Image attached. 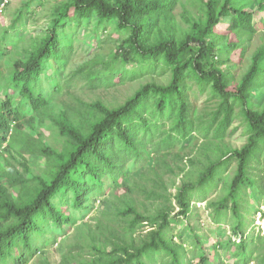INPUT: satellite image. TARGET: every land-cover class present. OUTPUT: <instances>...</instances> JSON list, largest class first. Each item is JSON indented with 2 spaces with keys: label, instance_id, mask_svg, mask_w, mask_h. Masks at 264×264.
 <instances>
[{
  "label": "trees",
  "instance_id": "1",
  "mask_svg": "<svg viewBox=\"0 0 264 264\" xmlns=\"http://www.w3.org/2000/svg\"><path fill=\"white\" fill-rule=\"evenodd\" d=\"M46 1L28 0L10 27L0 31V264H31L38 256L41 264H213L199 236H190L187 248L183 234H193L188 220L194 199L217 188L234 163L225 195L211 205L217 214L231 212L232 232L244 233L240 194L255 185L251 164L264 148V102L256 108L251 101L264 88V45L235 85L221 67L229 58L221 55L264 29V21L254 24L248 11L252 0H187L199 14L184 10L185 28L174 14L183 0H55L45 30L24 46L15 32L26 26L18 24L35 13L34 5L43 7ZM4 3L0 0V13ZM259 9L264 11V0ZM225 21L226 31H220ZM89 25L87 47L100 43L99 32L109 29L118 35L115 47L108 56L69 69V31ZM228 35L236 42L221 49ZM3 67H8L5 76ZM157 69L169 74L166 85L146 83L114 108L81 102L72 92L123 85ZM188 80L202 93L209 89L217 103L199 124L186 93ZM64 96L77 106L58 102ZM237 108L246 125V143L208 161L194 182L184 181L169 193L163 178L174 170L166 159L180 160L172 152L192 134L222 140ZM44 130L63 142L61 149L45 142ZM29 156L42 158L45 176L32 172ZM107 192L114 197L105 201L110 223L98 222L96 230L81 224L87 229L75 236L77 242L66 246L59 262L52 261L46 248L78 227L81 213ZM134 195L160 202L155 213L139 212ZM174 207L178 212L172 214ZM144 226L145 233L139 234ZM249 245L229 239L217 248H233V264H251L254 246Z\"/></svg>",
  "mask_w": 264,
  "mask_h": 264
},
{
  "label": "rangeland",
  "instance_id": "2",
  "mask_svg": "<svg viewBox=\"0 0 264 264\" xmlns=\"http://www.w3.org/2000/svg\"><path fill=\"white\" fill-rule=\"evenodd\" d=\"M27 1L28 0H4L5 7L2 6V12L0 13V31L10 27L16 12L25 5ZM53 3H55V0H47L43 7H38L37 4L34 5L32 8L36 9L35 13L28 15L27 19H25V17L21 23L18 24L21 25L24 22L26 31L22 29H19L17 32L9 30V33L15 32V37L23 39L22 44L27 46L32 37L40 35L45 30L48 9ZM182 3L183 5H178L176 7L174 14L178 25L185 28L186 26L181 18V13L187 10L192 16H197L199 11L196 6L192 5L191 2L187 0H183ZM252 3L248 11L253 16V23L260 24L264 21V11L259 9V0H252ZM226 27L227 22L225 21L218 29L220 31H226ZM91 29L92 26L89 25L88 27H80L78 29L73 27L72 30L69 31L72 39V52L68 63L69 69H74L76 66L95 57L102 58L108 56L114 49V40H116L118 35L111 29L108 31L110 35L107 34L108 32H99L102 41L94 46L91 45L87 47L84 44V40ZM230 41L236 42V38L232 35H228L227 41L221 43L220 48L225 50L227 42ZM263 45L264 29H260L251 40L238 42L235 49L230 50L228 54L224 53L221 55L222 59L229 58L221 67L227 74L232 85L240 81L249 67L250 58ZM7 68L8 67H3V76H5ZM53 71L54 67L52 66V70L45 76L49 77L48 74H51ZM168 81L169 74H164L161 69H157L152 73H144L142 77L133 82L126 81L123 85L114 87L103 86L94 91L82 90L76 87L77 89L74 91L72 90V92L81 102L92 103L100 101L108 108H114L124 103L140 86L150 82L166 85ZM261 91H264V88L253 93L251 97V101L256 108L260 107L264 102ZM186 93L193 106L192 115L196 123L199 124L203 121H207L217 107L216 101L211 98L209 89L202 93L195 81L188 80ZM58 102H66L67 104H74L77 106V103L71 96H64ZM57 107L58 109L63 108L59 103ZM43 134L45 142L55 149H61L63 142L57 139L53 131L44 130ZM204 135L203 132L192 134V139L189 142H183L172 152L174 154H179L180 160L172 159L171 157L166 159L174 170L171 175L163 178L169 193L174 194L175 189L184 181L194 182L198 174L208 164V161H214L228 150L239 149L246 143L247 129L240 110L238 108L235 110L233 121L228 128L226 136L222 140L214 139L212 134L207 138H205ZM153 159V157H150L151 162ZM18 162L21 163L22 161L19 160ZM43 163L44 161L40 157H27V164L32 172L41 176H45L42 167ZM251 166L250 176L254 178L256 183L253 186L244 188L240 194V213L242 215L243 235H236L232 232L233 217L231 212L217 214L215 208L211 205L213 203L216 204L219 199L225 195L228 184L235 172V163L222 175V181L218 183L217 188L210 190L206 195L194 199L191 204L188 222L189 226L192 228L193 234H183L184 241L186 242L187 248H190V236H199L203 243L206 256L213 264H233L235 262V258L231 257L233 248L230 249L231 252L226 249L217 248L218 243L226 242L229 239L236 243L239 240H245L250 244L249 246L252 247L253 245L254 261L251 264H264V148H262L259 153V161L253 162ZM108 192L106 196L96 198L93 209H88V211H83L81 213V218H78L75 224L78 227H72L68 236L59 237L54 247L46 248L47 256H49L52 261L59 262L61 254L67 250L66 246L73 245L77 242L75 236H80L82 234H80V231H85V229H87H83L81 224H87L86 226L88 228L96 230L98 222L105 225L110 223L111 217L106 216L108 205L105 201H112L114 197L113 194H108ZM133 197H135L138 202L136 206L137 210L144 214V216L154 214L158 207V203H160L145 201L144 198L137 195ZM173 205L175 206L174 202ZM177 212L178 209L174 207L172 214ZM216 221H218V223H216ZM52 229L55 231L53 226ZM146 229V226H144L139 234L143 235ZM136 237H138V235H136ZM86 256L87 254L85 257ZM32 262L31 264H41L43 258L41 259L38 256Z\"/></svg>",
  "mask_w": 264,
  "mask_h": 264
}]
</instances>
